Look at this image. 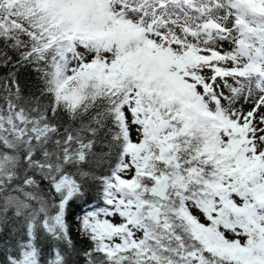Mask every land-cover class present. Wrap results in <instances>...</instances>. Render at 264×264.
Listing matches in <instances>:
<instances>
[{
	"label": "snow or ice",
	"instance_id": "snow-or-ice-1",
	"mask_svg": "<svg viewBox=\"0 0 264 264\" xmlns=\"http://www.w3.org/2000/svg\"><path fill=\"white\" fill-rule=\"evenodd\" d=\"M0 264H264V0H0Z\"/></svg>",
	"mask_w": 264,
	"mask_h": 264
}]
</instances>
